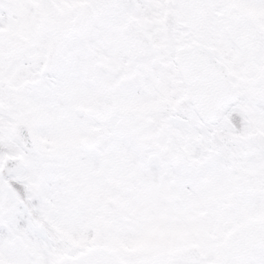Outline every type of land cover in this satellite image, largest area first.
<instances>
[{"label":"rangeland","instance_id":"obj_1","mask_svg":"<svg viewBox=\"0 0 264 264\" xmlns=\"http://www.w3.org/2000/svg\"><path fill=\"white\" fill-rule=\"evenodd\" d=\"M80 1L0 0V66L25 58L36 62L48 40L44 20L73 16L83 2H92L98 17L82 38L93 53L89 59L92 61L82 65L79 39H72L64 46L51 66L53 72L63 65L59 75L63 79L59 78L55 96L52 93V104L59 105L53 101H57L58 91L65 92L61 87L70 90L68 81L74 83L82 71L93 88L84 90L90 95L87 102L98 99L113 102L117 107L114 116L100 127L106 139L93 153L80 148L79 140L95 124L84 120L83 107L80 109V101L73 96L65 102L70 112L55 113L68 120L66 123L63 117L57 119L55 135L41 136L42 121L33 122L41 138L40 142L37 140L38 154L34 155L36 158L27 156V162L15 175L31 182L33 199L36 204L42 203L47 215V227H57L59 236L45 243L43 233L35 228L29 230L24 215L18 209L13 211L15 203L0 180V202L3 201L0 264H54L58 249L74 254L94 244L115 249L130 264H210L204 261L210 248L218 256L213 264L215 260L218 264L225 261L226 264H263L264 206L258 195L237 196L229 189L230 177L237 171L246 173L256 187L264 189L261 163L251 166L256 153H249L245 140H235L233 135L230 138L233 128L230 115L225 114L217 124L208 126L205 135L202 127L206 125L196 117L190 119L188 115L195 113L185 100V87L172 56L175 46L183 39H197L213 48L230 68L241 93L236 107L247 121L233 131L241 132L254 125L245 131L246 135L242 134L246 139L251 131L264 130V0ZM229 9L242 15L243 22L239 25L225 22L223 16ZM19 17L25 27L34 24V17L37 18L35 43L31 44L26 35L18 32ZM177 22L183 29L180 33L174 30ZM222 42H226L225 48ZM97 45L104 47L106 54L101 51L96 55L93 49ZM232 45L241 50L239 55L231 53ZM249 57L256 61V66H252ZM64 65H76L79 74L73 78L71 69ZM55 83L56 87L58 78ZM75 89L72 88L71 94ZM172 93L175 97H169ZM33 109L47 115L60 110L52 107L47 97ZM9 113L13 112L9 109ZM43 117L30 115L23 121L43 120ZM191 124L195 127L196 140L190 148L194 134L191 129L185 130ZM201 128L202 135L198 133ZM164 129L166 137L162 139ZM33 133L36 136L34 130ZM159 136L161 143L157 140ZM180 139L185 140L180 142ZM243 143L248 148L246 153L240 151ZM208 146L214 152L204 162L195 164L196 159H188L189 154L194 158L204 155L201 149ZM238 151L240 156L234 160L232 155ZM225 156L231 162L229 168L223 165ZM184 178L189 180L186 184ZM221 187L226 188L224 193ZM144 198L151 199L152 207ZM261 200L264 202V196ZM255 204L258 207L254 213L250 208ZM238 205L247 209L245 216L238 211ZM154 209L160 210L165 219L160 214L154 215ZM225 210L232 219L223 217ZM130 216L134 218L129 221ZM213 218L220 221L216 223ZM156 220H166L167 226H149ZM204 224H215L210 229L223 230L219 244L216 245L211 234V238L206 237ZM159 234L162 236L155 238ZM181 235L183 242L176 247L168 242L172 247L162 250L164 242H159L160 239ZM38 238L43 240L40 245ZM248 240L250 245L257 246L251 249ZM183 243L186 246L178 249Z\"/></svg>","mask_w":264,"mask_h":264},{"label":"water","instance_id":"obj_2","mask_svg":"<svg viewBox=\"0 0 264 264\" xmlns=\"http://www.w3.org/2000/svg\"><path fill=\"white\" fill-rule=\"evenodd\" d=\"M95 11L91 4H86L74 19L62 22H48L52 31L53 40L48 49L49 57H53L60 44L71 34H82L86 31ZM227 20L239 21L233 13L226 14ZM55 29V30H52ZM175 62L183 74L188 91L187 98L194 104L201 117L208 122L216 121L223 110L237 99V91L229 81L225 67L217 62L209 51L202 50L197 43L189 46H178L176 49ZM115 108L112 104L95 102L86 109V113L98 120L105 121ZM254 141L264 149V135L260 133L251 136ZM103 139V132L92 129L82 140V144L91 149L99 146ZM17 159L10 160L16 163ZM6 162H3V166ZM232 184L240 191H247L250 183L243 175H235ZM56 264H124L116 259L114 252L97 246L87 249L84 253L75 256L64 255L57 259Z\"/></svg>","mask_w":264,"mask_h":264},{"label":"flooded vegetation","instance_id":"obj_3","mask_svg":"<svg viewBox=\"0 0 264 264\" xmlns=\"http://www.w3.org/2000/svg\"><path fill=\"white\" fill-rule=\"evenodd\" d=\"M50 65L45 70V72L42 74H47L48 78H50ZM18 69V63L16 61H8L6 65L0 66V95L2 98H5L6 96H10L13 94L15 88L18 85V81L15 80V75ZM37 69L31 73L33 77H37ZM40 73V70H39ZM264 196V194L262 195ZM250 244V240H248Z\"/></svg>","mask_w":264,"mask_h":264}]
</instances>
